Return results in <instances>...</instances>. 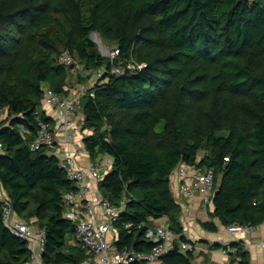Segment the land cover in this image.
I'll use <instances>...</instances> for the list:
<instances>
[{
    "label": "trees",
    "instance_id": "obj_1",
    "mask_svg": "<svg viewBox=\"0 0 264 264\" xmlns=\"http://www.w3.org/2000/svg\"><path fill=\"white\" fill-rule=\"evenodd\" d=\"M93 32L120 50L122 74L111 73L115 64ZM65 50L81 69H104L80 107L93 130L84 138L91 160L112 157L101 194L113 203L131 198L116 225L117 248L150 250L144 230L125 227L150 216L167 215L186 239L171 184L181 162L216 170L205 228L264 222V0H0V114L8 111L0 120V183L18 219L46 229L45 261L79 264L91 255L70 243L76 224L63 195L77 190L74 182L51 150L31 147L38 110L52 121L43 87L68 95L77 84L72 67L58 63ZM132 62L146 66L132 72ZM232 246H225L232 262L251 264L242 240ZM178 248L165 264H195L192 250ZM29 255L0 203V264Z\"/></svg>",
    "mask_w": 264,
    "mask_h": 264
},
{
    "label": "built area",
    "instance_id": "obj_2",
    "mask_svg": "<svg viewBox=\"0 0 264 264\" xmlns=\"http://www.w3.org/2000/svg\"><path fill=\"white\" fill-rule=\"evenodd\" d=\"M119 53L120 50L115 48L110 50L108 55L113 60L116 57L118 58ZM58 63L67 67L71 66L72 75L76 78L79 73L84 76L93 74L87 83L76 80L77 84L68 95L57 92L47 85L43 87V105L56 109L61 115L63 118L62 123L66 129V136L73 142L74 149L66 153L64 151L53 152L57 144L56 128L51 120L44 119L41 116L39 110L36 117L38 131L31 147L32 149L48 148L51 150L59 158V166L67 171L68 177L77 188L75 191L66 192L63 195V202L67 209L66 217L76 224V241L91 253L79 264H138L139 262L165 264L163 258L170 254L176 245L179 247L178 249L183 251L192 250L194 254L200 251V246L196 241L191 240L187 233L191 222L199 216L197 210H205L208 207L218 187L215 168L202 167L198 165V162L193 164L179 163L171 176L174 195L183 208L185 207L188 211L181 217L186 239L182 240L181 233H177L170 228L167 215L158 218L150 216L148 223L130 221L125 224V227L129 230L135 227L144 230L145 237L154 243L150 250L117 248L118 230L116 225L121 214L126 211L131 198L125 195L118 203H113L109 197L103 196L101 193L99 197H91V178L96 179L97 184H99L106 175L105 173L111 170L112 163L101 158L97 161H91L88 168H84L78 163L79 159L88 152L84 145V139L77 137L83 129H86L84 128L85 117L82 114L78 121L74 119L83 95L95 85L97 79L104 73V69L96 72H93L92 69H78L77 60L69 50H65L59 56ZM144 66H146L145 63L132 62L127 64V68L132 72H136ZM123 72L124 68L119 64H115L111 70V73L116 75ZM2 150L3 144L0 141V153ZM228 159L229 157H226V160ZM0 203L3 207V219L8 228L14 235L27 241L30 247V255L22 264H49L44 259L47 244L46 229L36 227L32 223L16 217L12 203L3 191L1 183ZM210 219L209 217L205 221ZM227 229L235 234L238 239L243 238L245 234L251 231V227L237 224L228 225ZM240 232L242 235L239 234ZM223 252L228 253V248H223Z\"/></svg>",
    "mask_w": 264,
    "mask_h": 264
},
{
    "label": "crops",
    "instance_id": "obj_3",
    "mask_svg": "<svg viewBox=\"0 0 264 264\" xmlns=\"http://www.w3.org/2000/svg\"><path fill=\"white\" fill-rule=\"evenodd\" d=\"M76 82V81H75ZM43 108L47 112L48 116L52 118L53 125L56 128V147L53 149V152H67L72 151L74 149L73 142L70 141L66 136V129L63 125V118L58 113V111L50 106L43 105ZM79 109L82 111L81 107L77 109V114L75 115V121H78ZM8 114L7 110H3L0 114V120L4 119ZM79 138V134L77 135ZM83 139V138H82ZM201 155L198 156L200 158ZM101 159L112 163V157L110 155H101ZM90 154L87 152L81 159H79L78 163L84 167L88 168L91 163ZM78 164V165H79ZM107 174V172L105 173ZM90 195L93 198L100 196L99 184H97L96 179L91 178L90 180ZM185 203V202H184ZM189 208V207H187ZM213 208V204H209L205 210H197L199 214L198 218L191 222L189 231L187 233L188 237L191 240L197 242L200 246V251L196 252L194 263L195 264H237V262H232L228 253L223 252V248L227 246L229 249H232V244L237 240H242L243 245L246 246V249L249 251L251 256V264H264V223L251 227V231L243 238H236L235 234L228 231L227 226L217 221V230H209L205 228L204 221L210 217V211ZM188 211L184 207V213L186 214ZM183 213V214H184ZM36 227H41L37 223H32ZM43 228V227H42ZM242 235V233H239ZM70 243L79 244L76 241V236L70 239Z\"/></svg>",
    "mask_w": 264,
    "mask_h": 264
},
{
    "label": "rangeland",
    "instance_id": "obj_4",
    "mask_svg": "<svg viewBox=\"0 0 264 264\" xmlns=\"http://www.w3.org/2000/svg\"><path fill=\"white\" fill-rule=\"evenodd\" d=\"M91 37L94 41L97 42L98 47L100 48V51L106 55L109 56V52L110 50L115 49L113 45L107 44V42L103 39V37L98 33V32H93L91 34ZM78 69H81V67L79 66ZM77 80L76 77H72V81L75 82ZM87 83V82H86ZM82 113V111L79 109L78 114L80 115ZM89 134H91V130L89 129H83L80 133H79V138H85L86 136H88ZM201 154V153H200ZM210 205L212 204V202L209 203Z\"/></svg>",
    "mask_w": 264,
    "mask_h": 264
},
{
    "label": "water",
    "instance_id": "obj_5",
    "mask_svg": "<svg viewBox=\"0 0 264 264\" xmlns=\"http://www.w3.org/2000/svg\"><path fill=\"white\" fill-rule=\"evenodd\" d=\"M113 63H114V64H118V58H117V57L113 59ZM176 248H178V246H177V245L175 246V248H174V249H176Z\"/></svg>",
    "mask_w": 264,
    "mask_h": 264
}]
</instances>
